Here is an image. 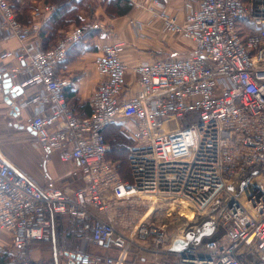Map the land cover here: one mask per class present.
<instances>
[{
  "label": "built area",
  "instance_id": "2783aa9c",
  "mask_svg": "<svg viewBox=\"0 0 264 264\" xmlns=\"http://www.w3.org/2000/svg\"><path fill=\"white\" fill-rule=\"evenodd\" d=\"M125 1L189 48L129 66L124 41L102 46L89 112L78 114L66 98L70 80L56 71L100 23L43 46L42 23L56 5L39 2L24 23L0 0V43L16 44L0 47V95L11 112L25 111L43 153L42 187L0 157V229L10 235L0 264H139L143 255L150 264H264V0H183L181 17L163 0ZM129 24L137 39L149 38L144 23ZM110 128L129 141L127 178L109 157ZM52 153L71 166L58 179L45 170ZM139 202L150 205L122 230L113 212ZM59 220L83 249L60 244Z\"/></svg>",
  "mask_w": 264,
  "mask_h": 264
},
{
  "label": "crops",
  "instance_id": "0c3cea01",
  "mask_svg": "<svg viewBox=\"0 0 264 264\" xmlns=\"http://www.w3.org/2000/svg\"><path fill=\"white\" fill-rule=\"evenodd\" d=\"M31 1L33 0H28V2ZM34 1H37V3L44 2V0ZM75 1L79 3L76 13L78 23L71 22L69 25H66L65 27L69 28L68 31L78 25L79 22L81 24L99 22L103 30L102 32L95 31L87 35L85 40L80 43L82 50H75V45L72 46L74 48H69L64 62L56 73L59 77L70 80L71 84L66 90L69 107L78 114H87L89 112L91 93L99 80L92 60L102 46L111 44L116 40L124 41L125 47L120 53V58L125 64L132 66L138 61L151 57L153 54L161 58L169 56L170 52L176 51L177 46L173 42L176 36L162 33L157 21L148 24L150 20L149 14L143 9L132 5L129 1ZM163 1L165 10L168 13L176 12L181 17L184 5L183 0ZM132 2L135 3V0H132ZM22 4L21 7L24 6ZM22 11L24 10L21 8V21L27 23L32 10L30 12L26 11L25 13ZM130 20L140 21L146 25L144 31L149 37L147 40H139L136 38L134 30L129 24ZM62 29H58L55 33L60 32ZM54 40L56 39L52 41ZM42 42L43 46H45L43 40ZM15 46V42L0 43V47L2 48H14ZM161 52L162 54H160ZM126 78L129 79L130 75H127ZM11 99L15 102L19 98L15 97ZM25 115V111H21L20 113L11 112L6 96L0 95V157L18 173L27 177L35 186L42 187L43 171L39 168V164L43 159V153L32 144V135L24 126ZM45 170L51 178L58 179L68 174L71 166L59 162L57 156L52 153L50 155V162L47 163ZM65 222L66 220L58 221V225L55 228L56 233H60L63 230H61L60 225ZM64 232L67 233L68 229H64ZM9 246V233L0 229V259L3 258L6 260L9 254ZM47 247L48 244H40L37 248L41 259L49 260L51 258V251L44 250ZM143 256L140 259V263L150 264L151 257L148 255ZM58 264L65 263L60 262Z\"/></svg>",
  "mask_w": 264,
  "mask_h": 264
},
{
  "label": "rangeland",
  "instance_id": "374dc122",
  "mask_svg": "<svg viewBox=\"0 0 264 264\" xmlns=\"http://www.w3.org/2000/svg\"><path fill=\"white\" fill-rule=\"evenodd\" d=\"M29 3H30V5H32L31 6L32 9L38 4L37 1H34V0L29 2ZM28 13H27V15H28ZM68 29H69L68 27H63V29L60 32L56 33L57 36L54 39H58V38L63 37L68 32ZM173 42H174V44H176L177 48H176V51L170 52L169 56H183L184 54H186V52L189 48V42L188 41L183 40L180 37L176 36ZM72 48H74V47H72ZM79 49L82 50V45L80 43L75 45V50L79 51ZM116 132L117 131L114 128H110L106 131V139H107L108 143L110 144L111 151H112L110 153L109 157L112 160L118 159L120 161V163L123 162L120 166L121 175L123 176V178H127L128 168H127V164L125 161L126 160V151H124V153L121 154V151L117 150V147L121 146L122 148L126 149L127 145H129V141L122 135H116ZM138 205H140L139 208H134L133 206H129V204H127V203H123V204L118 205V209H116L118 211L115 210L113 212V219L115 220L117 226L122 228V230H125L131 222L136 221L137 218L139 217V215L143 214L146 206L150 205V202H146L144 204H141L139 202ZM68 227H69V224L66 221L64 224L62 223V225H60L61 230L63 229L61 231L62 233L61 232L60 233L55 232V234L58 236V239H60V241H59L60 244L62 246H64L65 248H69V249H74V248L79 249V250L83 249L86 245H84V244L80 245V243H77V241L74 239H71V237H65L64 236V234L66 233V232H64V229H67ZM58 231H59V229H58ZM86 249H89V248L86 247ZM44 250H49V248H46ZM35 254H36V256L38 255L37 251L35 252ZM45 257H46V255H45Z\"/></svg>",
  "mask_w": 264,
  "mask_h": 264
},
{
  "label": "trees",
  "instance_id": "16d2710c",
  "mask_svg": "<svg viewBox=\"0 0 264 264\" xmlns=\"http://www.w3.org/2000/svg\"><path fill=\"white\" fill-rule=\"evenodd\" d=\"M119 1H125V0H118V2ZM7 2L12 7L15 16L20 20L22 18L21 8L24 10L22 11L24 13L26 11H31L32 9L31 7L32 5H30L28 0H7ZM125 2H128V1H125ZM21 3H23L22 4L24 5L23 7H21ZM44 3L55 4L57 7L56 11L53 14H51L47 19L44 20V22L42 23L41 30H40V37L44 41L45 46H48L55 41V40L54 41L52 40L57 36L55 32L58 29H62L63 27H65L66 25H69L73 21L74 23L77 22L76 13L79 7L78 6L79 3L75 0H44ZM79 24L81 23L79 22ZM116 135L118 134L116 133ZM121 148H122L121 146H118L117 150L121 151V154H123L124 151H126V149L124 148L121 149ZM113 161L116 162V164L118 165L120 169V166L123 162L120 163L118 159H115ZM125 161L127 164V160ZM127 174H128V171H127ZM2 261H4L3 258L0 259V262Z\"/></svg>",
  "mask_w": 264,
  "mask_h": 264
},
{
  "label": "water",
  "instance_id": "95a60500",
  "mask_svg": "<svg viewBox=\"0 0 264 264\" xmlns=\"http://www.w3.org/2000/svg\"><path fill=\"white\" fill-rule=\"evenodd\" d=\"M8 87H9V83L7 82V81H5L4 82V84H3V89H4V91H3V93L4 94H7L8 93ZM17 90V89H16ZM15 90H12L11 91V96L12 97H14V96H16V95H19L22 91L21 90H17V92H15ZM7 99V98H6ZM7 103H9V100H7ZM181 243H176L173 247H172V251H176V250H178V246L180 245Z\"/></svg>",
  "mask_w": 264,
  "mask_h": 264
},
{
  "label": "bare ground",
  "instance_id": "6f19581e",
  "mask_svg": "<svg viewBox=\"0 0 264 264\" xmlns=\"http://www.w3.org/2000/svg\"><path fill=\"white\" fill-rule=\"evenodd\" d=\"M187 215H188V216H190V215H191V213L188 211V212H187Z\"/></svg>",
  "mask_w": 264,
  "mask_h": 264
}]
</instances>
